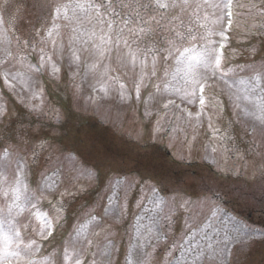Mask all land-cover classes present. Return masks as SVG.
Masks as SVG:
<instances>
[{
  "label": "rangeland",
  "instance_id": "374dc122",
  "mask_svg": "<svg viewBox=\"0 0 264 264\" xmlns=\"http://www.w3.org/2000/svg\"><path fill=\"white\" fill-rule=\"evenodd\" d=\"M57 2L0 0V264H264V0H232L228 29L227 0L142 10L135 67L77 51L62 18L48 37Z\"/></svg>",
  "mask_w": 264,
  "mask_h": 264
},
{
  "label": "snow or ice",
  "instance_id": "6c2138e0",
  "mask_svg": "<svg viewBox=\"0 0 264 264\" xmlns=\"http://www.w3.org/2000/svg\"><path fill=\"white\" fill-rule=\"evenodd\" d=\"M7 2V0H6ZM179 7L182 13H186L189 7H192L190 0H150L149 3H144L143 0H62L52 5L50 9V18L53 21L51 28L47 29L48 37L53 36L55 31L59 35L58 29L60 25L56 24L55 21L63 19L72 25L73 34L82 45V50L88 55L105 57L106 55L115 54L117 59L121 63H131L133 67L140 64H144L145 60L140 59L139 47H133L137 41L140 43L144 42V38L151 39L150 33H145L144 25L146 21L143 19L141 12L142 10L151 9L154 12H158L162 9L177 8ZM199 8V5H196ZM223 8L227 9V16H232V0H227V4L223 5ZM195 15V12L192 14ZM179 17H173V20H178ZM139 22V23H138ZM231 24V19H229ZM184 27V21L180 20L177 28L171 29V39L167 41L168 47L164 49L166 55L162 58L167 61L168 57L173 55V50L178 53L175 57L178 67L176 72L182 71L179 65L183 62L181 58L185 56V53L189 51L188 48L183 50L178 47L182 44L188 36L192 34V28L187 29V33L180 31V28ZM143 36V38H142ZM194 39V37H192ZM55 44V40H53ZM27 46V41H25ZM43 53V49L41 50ZM147 54L153 55V65L155 66V55L154 50L147 49ZM75 59L79 60L80 57L73 53ZM145 56V58H146ZM209 62L213 57L212 52H208ZM49 60L51 57L48 58ZM45 56L41 55V67H43V61ZM220 54L214 55V66L219 68L220 66ZM95 67V64L92 65ZM39 70V69H37ZM155 75V72H153ZM5 83H8L7 74H4ZM192 86L198 87L201 93L200 103L204 104V90L205 84L199 83L195 78L191 81ZM123 87V85H121ZM137 93L139 94V85L136 86ZM171 103V101H170ZM52 227L51 223L46 225V228L50 230ZM16 238L21 236V231L10 229ZM43 232V229H42ZM50 235L51 232L49 231ZM3 248H0V259L5 261L8 260L9 252L8 246L12 243L13 237L7 233L2 234ZM34 243V241L32 242ZM19 248V243H17ZM25 248H31V244L25 245ZM18 252H12V256H18ZM70 257L65 254V260H69ZM74 264H80V260L77 258L74 260Z\"/></svg>",
  "mask_w": 264,
  "mask_h": 264
}]
</instances>
